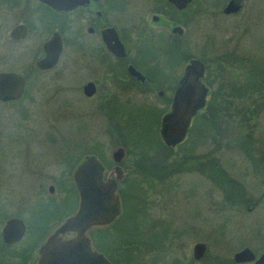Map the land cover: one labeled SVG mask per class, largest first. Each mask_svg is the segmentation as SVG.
I'll use <instances>...</instances> for the list:
<instances>
[{
	"label": "rangeland",
	"instance_id": "rangeland-1",
	"mask_svg": "<svg viewBox=\"0 0 264 264\" xmlns=\"http://www.w3.org/2000/svg\"><path fill=\"white\" fill-rule=\"evenodd\" d=\"M210 1L203 0L205 4ZM211 4L210 9H213V1ZM259 5L264 8V0H260ZM198 8L194 6L180 15L183 41L192 56L201 57L209 64L214 61L209 66V73L212 71L217 82L210 85L212 91L208 101L221 102L223 99L228 110L221 111L220 129H212L217 142L211 137L196 142L192 155L205 159L213 152L214 158L219 159L224 170L241 186L225 196L204 174L207 170L172 175L165 181H159L153 175H146V178L137 172L141 170L139 165L145 167L153 162L143 158V154L152 156L155 149L160 150L159 156H163V151L164 155L167 153L158 148L162 143L160 117L167 109L166 104L122 112L117 109L119 107H114L118 124L115 117L107 121L102 108L94 113V107L82 92L85 37H77L72 34L71 27H65L67 41L59 64L53 70L28 79L23 99L29 102L25 105H31L30 115L35 119L28 118L27 123L32 127L26 129L22 120L17 125L18 108L22 110L20 102L0 103V160L14 153L19 156L18 173L8 181H5L6 173H2L3 164L0 163V180L5 181L4 187L3 183L0 185V198L2 194L22 196L27 183L20 175L24 165L54 162L60 151L66 154L75 150L77 156L97 150L104 161L112 162V151L123 146L126 152L123 164L129 169L128 179L121 186L125 211L122 220L113 226L89 231L98 251L123 264H150V261L154 264H240L231 260L233 254L245 246L260 254L264 250V166L260 153L264 149V12L260 22L248 26L241 22L248 19L249 9L242 15L226 17L211 10L198 14ZM0 11L1 16L4 15L0 18V70L24 74L34 67L38 48L45 37L30 36L21 43L8 42V33L17 18L13 11L3 8ZM151 13L148 17L151 25L166 26L164 22L169 25L167 20L171 19L166 16L163 23H153ZM45 14L51 21L52 14L48 11ZM78 19L76 14L70 17L73 28ZM164 31L168 34L169 28ZM163 44L157 43L158 46ZM133 101L137 105L144 103L141 98H133ZM248 130L255 138L253 158L246 157L245 150L238 145ZM24 141H29L33 147L26 153L22 149L25 148ZM184 144L190 146L187 140ZM179 147L173 151L184 154L185 148ZM63 190L61 187L55 189L53 199L44 204L54 211L44 208L43 215L48 213L44 217H40L39 212L33 217L26 215V243L45 240L47 229L56 226L61 215L74 208L76 195L69 191L67 200L62 203ZM239 194L247 202L240 203ZM3 213L1 208L0 217ZM152 220L162 225L153 226ZM40 222L42 230H37L36 223ZM163 228L165 234H162ZM196 242H204L207 246L205 256L198 262L192 258V247Z\"/></svg>",
	"mask_w": 264,
	"mask_h": 264
},
{
	"label": "flooded vegetation",
	"instance_id": "flooded-vegetation-1",
	"mask_svg": "<svg viewBox=\"0 0 264 264\" xmlns=\"http://www.w3.org/2000/svg\"><path fill=\"white\" fill-rule=\"evenodd\" d=\"M212 1L214 8L210 9L212 7L210 6L212 5ZM259 1L260 0H238V5L235 9L233 6L236 0H211L207 4H205L203 0H190V2L181 8L177 7L170 0H140V2L139 0H88L73 8L56 9L41 0H0V9L3 8L7 11H13V16L15 15L17 18V21L8 33V42L21 43L30 36H34L38 39L42 36L45 37L38 48L39 56L34 62V67L28 72L23 74L11 70H0V72H15L24 78V87L21 95L16 99L0 100V103L14 104L15 102H20L22 104V110L18 108L20 116L19 119L17 117V125H20L19 120H22L24 122L21 123L26 126V129L32 127V125L30 126V124L27 123L28 118L35 119L30 115L31 111L29 107H31V105H25L29 102L23 99L26 96L28 79L30 76L34 77L38 73H44L56 68L61 60L65 42L67 41L64 28L71 27L73 29L71 30L73 35L85 37V83L82 85V92L85 99L94 107V113L96 110L102 108L104 117L108 119L107 121H112L115 117L116 119L114 120L118 123L117 118L119 117L114 112V107H119L117 109H120L122 112L123 110L136 107H150L153 109V104L163 103L166 104L167 109L163 111L160 117L161 120L163 114L171 109L174 94L184 75L187 63L191 59H198L204 66V73L200 81L207 87L208 93L204 106L198 109L196 114L192 117L189 130L195 119L202 121L209 118V120H211L210 126L212 127V123L216 121L215 111H211L207 115L204 113L207 112L209 104L208 97L210 91H212L210 85L217 82L215 77H212V71L209 73V66L211 64L213 65L214 61H211V64H209L201 57L192 56L188 51L189 49H187L183 41L184 28L179 24L182 22L180 15L181 13L191 10L194 6H199L197 9L198 14L203 11L211 10L214 11L216 15L221 13L226 17L242 15L246 9H249V14L246 16L248 19L242 20L241 23L246 22L247 25L250 26L253 22H260L261 15L264 12V8L262 5H259ZM228 6L230 10L225 12ZM47 11L52 14L51 21L46 19L47 16L45 12ZM149 13H151L150 20L155 24L163 23V17H169V20L171 19L170 21L167 20L169 25L165 22L164 24L166 26L155 27L151 25L148 19ZM74 14L79 18L75 23V28L69 23L70 17ZM3 16L4 15L1 16L0 14V18L2 17L3 19ZM18 25H24L26 30L24 35L15 37L12 35V32ZM174 27H180L181 31H174ZM164 28H169L168 34L165 33ZM55 33L59 35L62 45L58 61L52 68L41 69L36 65V62L44 54V43L50 40ZM115 41L120 42V49L115 45ZM78 42L81 43L84 41ZM159 42L164 44L158 46L157 43ZM108 45H110V47ZM111 46L113 48H111ZM217 71L218 70H216L215 73ZM136 72L139 74H136ZM89 84L91 87L86 89V86ZM133 98H141L144 100V103H139V105H137L133 101ZM29 101L32 102L31 99H29ZM188 133L183 142L180 143H184L187 140ZM211 135L215 142L214 133H211ZM210 137L206 139H210ZM16 139L17 138H14V140ZM23 144L25 148L22 149L25 153L33 148L29 141H24ZM95 151L99 153V151ZM261 151L262 149L260 153ZM75 152L77 151L75 150L74 152L65 154L60 151V154L55 155L54 162L46 161L44 163L40 162L32 163V165H24V170H19L20 175H23L27 181V183L24 184L22 196L10 197L9 194H2L0 198V210L2 208L4 213L0 217V264H34L39 248L44 240L41 238L33 244L25 242L27 233L26 215L33 217V214H38V212L40 217L48 215V213L43 215L45 214V209L49 211L52 209L44 204H49L53 199L52 196L55 193V189L59 187L64 189L63 195H65L61 200H63L62 203H65L68 189L73 188L76 194V205L71 211L63 213L61 215L62 218H60L61 220L52 229V225L49 228L46 227L49 232L46 231L47 233L45 232V236L47 237L67 216L75 212L78 204V196L72 175L74 169L85 155L93 154L99 159L105 170L103 175L104 180H107V178H116L117 172L114 167L116 165L120 166L119 173L122 177L119 180L116 179L118 192L121 190L122 184L128 179L129 169L123 164L126 152L120 162L114 160L112 153V162H106L101 158L99 155L100 153L83 152V154H78L80 156H77ZM262 161V165L264 166V159H262ZM18 162L19 156L16 153L4 158L3 161L0 160V163L3 164L2 173H6L5 181L15 177L18 173ZM182 173L186 172L182 171L174 175ZM5 181L0 180V185L3 183L4 187ZM7 185L10 188L9 184ZM6 193H8V191ZM40 205H42L43 208H39ZM12 218L22 220L25 228L18 238L7 240L4 235V227ZM35 227L37 230H42L41 228L43 226L40 222L36 223ZM205 253L201 258L195 259L192 247V258L194 261H200L205 256ZM255 255L258 256L259 254L255 253ZM105 256L112 264H123L121 261H119V263L117 261H112L107 254H105ZM149 263L152 264L153 261ZM244 263L252 264L253 262Z\"/></svg>",
	"mask_w": 264,
	"mask_h": 264
},
{
	"label": "water",
	"instance_id": "water-1",
	"mask_svg": "<svg viewBox=\"0 0 264 264\" xmlns=\"http://www.w3.org/2000/svg\"><path fill=\"white\" fill-rule=\"evenodd\" d=\"M56 9H69L83 4L88 0H41ZM177 7L185 6L190 0H170ZM230 5V4H229ZM236 0L233 8H237ZM230 7L225 9L228 12ZM25 26L18 25L12 35L19 37L25 34ZM174 31H181L174 27ZM115 45L121 48L119 41ZM110 47V45H108ZM111 48H113L111 46ZM62 50L60 37L54 34L43 45V56L36 62L41 69L52 68L58 61ZM112 50V49H111ZM134 72V71H133ZM204 66L198 59H191L184 70L179 86L173 98L170 111L163 114L159 135L167 146H176L182 142L188 133L192 117L197 110L204 106L208 93L207 87L200 81ZM136 74H139L136 72ZM24 87V78L15 72H0V100L18 98ZM91 87L87 85L86 89ZM85 91V86H84ZM125 154L123 146L116 147L113 158L116 162L122 161ZM116 178L103 179L104 166L93 155H85L73 171V182L78 196L75 212L67 216L61 224L51 232L42 242L34 264H112V262L93 244L90 230L104 228L121 216L122 199L118 192L117 180L120 175V166L114 167ZM4 235L7 240L18 238L25 228L22 220L10 219L5 227ZM206 251L204 242H196L193 246L195 259L201 258ZM236 263L253 262L264 264V251L258 256L249 247H243L233 254Z\"/></svg>",
	"mask_w": 264,
	"mask_h": 264
},
{
	"label": "trees",
	"instance_id": "trees-1",
	"mask_svg": "<svg viewBox=\"0 0 264 264\" xmlns=\"http://www.w3.org/2000/svg\"><path fill=\"white\" fill-rule=\"evenodd\" d=\"M225 105H226V103H225ZM225 105H224L223 99H221V102H217V101L211 99L209 101V104H208L207 112L204 114L207 115V114H209V112L215 111V113H216L215 123L216 124L212 123V127H211L210 126L211 120H209V118H206L202 121L195 119L193 121L192 127L189 130L188 138H187V142H190V146H185L184 143H179L176 146H167L161 139L162 143H161V146H159L158 148H163L165 151H167V153L164 155V151H163V156H159L160 150L157 151V149H155L152 156L143 154L142 155L143 158L144 157H147L148 159L150 158V159H152L151 161H153V162H151V164H149V165H145V167H144V165H139V167H141V170H138L137 172H141L145 176L146 175H148V176L153 175V176H155V178L157 180L165 181L167 179H170L172 175H174L175 173H178V172L185 171V172L190 173V172H195V171L203 172L204 170H207L204 174L210 179L212 184L217 186V188L219 190L224 192L225 196H228L227 194H229L233 188L241 186V185L239 184V182H237L235 179H233V177L229 173H227L226 170H224L219 159L214 158L215 157L213 155L214 153L210 152L212 154H207L205 159H202L203 156H199V159H198L197 156L195 157L192 155V153H193L192 150H193L194 144L196 142H201L202 139L205 140L207 137L212 136L211 133H214V132H213V130H211V128L212 129H220L221 123H219L218 121H219L220 117L222 116L221 111L227 109V107ZM248 112H249V110H247V121L249 122ZM225 114L226 113L224 112V115ZM244 120H245V118H244ZM248 122H247V124H248ZM117 124H116V126L118 128L119 125H117ZM119 130H120V127H119ZM252 134H253L252 131L248 130L247 134H245V136H243V138H242L243 140L238 143L239 148L241 150L242 149L245 150V154H247L246 156L248 158H253L252 154H253V150L255 148L254 147L255 146L254 145L255 138ZM211 138L213 139V136ZM215 139H216L215 142H217V136L216 135H215ZM175 147H179V149L185 148L186 151L184 152V154L181 155V154H179V152L177 153V152L173 151V148H175ZM263 150L264 149H262V151H261V154H262L261 158L262 159H264V151ZM97 154H99V153H97ZM148 176H146V178H148ZM150 179H152V178H150ZM69 191H72L75 194V190L73 188L68 189V192ZM128 191H129V189H128ZM119 192H120L119 194L121 196V199L123 197V199H122L123 200L122 201L123 212H122L121 216L119 217V219L114 222V224H116L122 220V217H123L124 211H125V206L123 204L124 195H123V192L121 190ZM238 200L240 201V203H245L247 201V199L242 197L241 194H239ZM112 224L107 226V227H104V228H94L91 230V233L97 229L102 230V229H106L110 226H113ZM156 225H162V223L161 222L155 223L153 221V226H156ZM162 234H165L164 228L162 229ZM157 242H159V239ZM93 244L96 245L95 240H93ZM96 247H97V245H96ZM98 247H99V245H98ZM231 262L234 263L233 259L231 260Z\"/></svg>",
	"mask_w": 264,
	"mask_h": 264
}]
</instances>
